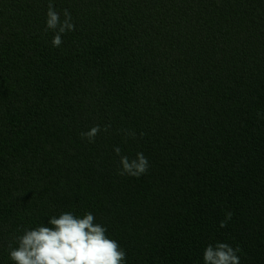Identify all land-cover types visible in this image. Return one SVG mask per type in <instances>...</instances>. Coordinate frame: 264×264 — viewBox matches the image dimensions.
I'll use <instances>...</instances> for the list:
<instances>
[{"label": "trees", "instance_id": "obj_1", "mask_svg": "<svg viewBox=\"0 0 264 264\" xmlns=\"http://www.w3.org/2000/svg\"><path fill=\"white\" fill-rule=\"evenodd\" d=\"M51 2L75 25L59 48L49 0H0V264L63 212L125 264H203L217 242L264 264V0ZM114 147L146 174L119 175Z\"/></svg>", "mask_w": 264, "mask_h": 264}, {"label": "clouds", "instance_id": "obj_2", "mask_svg": "<svg viewBox=\"0 0 264 264\" xmlns=\"http://www.w3.org/2000/svg\"><path fill=\"white\" fill-rule=\"evenodd\" d=\"M57 12L49 0L46 11L45 31L51 30L55 34L51 45L59 48L63 43L62 34L75 30L72 16L67 9ZM259 115V114H258ZM110 125L104 126L107 131ZM101 131L99 125L81 132L80 136L90 143ZM127 136L135 137V132L121 130ZM114 153L120 156L121 166L119 175L139 178L146 174L149 162L142 152H137L135 158L130 159L121 155V149L114 147ZM232 218V213L226 212L224 220L219 226L224 228ZM14 244L8 245L9 259L13 264H125L126 252L115 239L109 238L107 229L95 220V216L87 212L78 216L73 212H63L48 219V226L38 225L34 228L23 229V234L14 237ZM240 248H233L227 243L217 242L209 244L203 250V264H240L238 253Z\"/></svg>", "mask_w": 264, "mask_h": 264}]
</instances>
